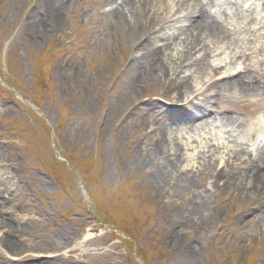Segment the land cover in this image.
<instances>
[{"label": "rangeland", "instance_id": "obj_1", "mask_svg": "<svg viewBox=\"0 0 264 264\" xmlns=\"http://www.w3.org/2000/svg\"><path fill=\"white\" fill-rule=\"evenodd\" d=\"M179 2L0 0V264H264V188L242 180L264 171L258 146L167 114L212 57L197 27L182 31L197 18ZM226 6L215 21L233 46L258 47L243 62L264 74L263 38L248 30L261 13ZM235 107L228 124L245 127Z\"/></svg>", "mask_w": 264, "mask_h": 264}, {"label": "bare ground", "instance_id": "obj_2", "mask_svg": "<svg viewBox=\"0 0 264 264\" xmlns=\"http://www.w3.org/2000/svg\"><path fill=\"white\" fill-rule=\"evenodd\" d=\"M130 1H132V0H122L123 3H128ZM199 1L200 0H180L181 6L183 5L186 10H189L190 13L189 12L188 13H189V15H191L190 17L193 18V19L197 18L195 20H192V19L191 20H186L185 24H183V26H185V27H184V29H182V31H188L189 29L190 30L191 29L194 30V27H197V28H195L196 30H198L197 36L203 35L204 36V39H206L207 41H209V40H211V41L215 40V41H213L214 44L223 43L219 39H225L227 37L226 36V33L223 32L222 27L220 26V24L218 22H216L214 19H211L212 21L209 22V20H210V18H208L209 15L207 14V12H205L202 9L203 7L199 4ZM207 2H208V0H207ZM120 13H118V12L116 13V11H115L113 13V15H116L117 14V16L120 17ZM139 17H140V15H139ZM137 18H138V16H137ZM194 22H196V25L194 24ZM153 31L154 30H152V32L151 31L148 32V30H147L146 35L144 36L143 39H146L149 35H151L153 33ZM183 36H185V35H183ZM173 38L175 39V37L173 35H171L170 41H173ZM150 39L151 38L148 37V39L145 40V43L143 45L144 48H148V46L150 45ZM185 41H186L185 43L189 47H191V49H197V47H199V45H200V41L201 40L198 37L197 38L194 37L193 40L190 39L189 37H185ZM241 43L244 44V42H241ZM202 45L204 46V44H202ZM155 49L153 47L149 48V50H151V52H150V54L148 52V55L145 56V60H146V62L150 61V64H149V72H155L156 71L155 73L162 74V72H161L162 62L160 61L161 58H162L161 57L162 51H161V49H159V50H156L154 52ZM215 49H216V52H217V51L223 50V47L222 46H216ZM158 53H159V55L157 56ZM180 59L183 60V57L180 56ZM188 59H189V56H186L185 57V60H188ZM244 79H248V78H244ZM177 83L182 84V82H180V81H177ZM223 85L226 87V88L225 87H221L224 90L231 91L232 89H238V92H240L241 94H243L245 96H246V93H248V92H254L255 91L250 86L251 84L249 85V88H246L243 85H241L240 82L237 83L236 81L234 82V84H232V83H226L225 82ZM189 93H187V94H189ZM181 96H182V94H181ZM218 101L219 100L216 99L214 102L218 104ZM206 103L207 104H210V105H214L213 102L210 101V99H207L206 100ZM233 105L234 104L232 103L231 100L221 101V104H218V106L220 108L222 107L223 114H226L228 112V110H229V107H232ZM253 105H254V109H258V104H253ZM219 107H217L216 109H218ZM198 108H199L198 106H195L194 110L196 111V110H198ZM172 112H174V110H172ZM215 113L217 115L216 110H215ZM168 115H169V113H168ZM162 127H163V130H161V137L164 138L165 137V133L164 132H166V130L167 131L170 130V128L169 127H165L164 128L163 125H162ZM254 127H255V125H254ZM257 127L260 128L259 125H257ZM249 128H251V126ZM211 131L213 132V129ZM263 154H264V152H263ZM210 155L211 156H214L213 154H210ZM240 155H241V153H240ZM214 157H216V156H214ZM214 157H213V159H215ZM237 157H239V153L237 151H235L233 153L232 159L236 161L237 160L236 159ZM242 175H243L242 176L243 177L242 180L246 181V182H244L245 183V186L243 187V188H245V191L246 192L249 193L252 190L253 191H259L262 188H264V171H259L258 166H252L251 168L244 169L243 172H242ZM259 175L261 177L258 178L257 176H259ZM218 177H219V180H220V179H222L223 175L221 174ZM225 178H227V177H225ZM239 182H241V180ZM254 182L259 187H257L254 184H252Z\"/></svg>", "mask_w": 264, "mask_h": 264}]
</instances>
